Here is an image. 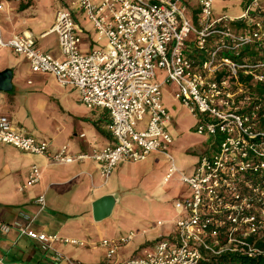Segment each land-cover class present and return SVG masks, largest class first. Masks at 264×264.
I'll use <instances>...</instances> for the list:
<instances>
[{"label": "built area", "instance_id": "obj_1", "mask_svg": "<svg viewBox=\"0 0 264 264\" xmlns=\"http://www.w3.org/2000/svg\"><path fill=\"white\" fill-rule=\"evenodd\" d=\"M212 1L197 0L194 7L191 0H71V9L56 11L49 30L57 34L63 59L40 51L27 33L0 38V47L24 56L33 72L50 73L59 85L76 87L87 108H103L110 115L114 144L76 154L63 146L49 156L52 160H94L106 182L119 161L139 162L158 151L170 162L164 181L178 173V181L189 186L190 194L174 202L179 217L171 219L172 234L118 264H200L223 252L259 251L247 238L264 234V129L259 128L261 104L238 81V73L264 82V63L241 64L232 55L251 42H264V23L249 22V8L236 18H213ZM73 9L85 13L97 40L106 39L104 45L81 53ZM189 11L193 19L185 15ZM236 19H244L246 27L233 29L230 23ZM156 69L165 72L161 82L155 79ZM166 83L176 84L175 96L196 118L195 131L214 137L210 151L201 154L190 174L177 168L167 150L171 120L160 89ZM0 144L49 155L48 142L17 129L4 114ZM39 178V168L32 165L19 190ZM36 202L40 210L45 207L43 195ZM19 227L20 234L51 252L53 264H81L52 247L54 242L83 245L81 240ZM134 237L131 231L101 245L111 258L120 244Z\"/></svg>", "mask_w": 264, "mask_h": 264}, {"label": "crops", "instance_id": "obj_2", "mask_svg": "<svg viewBox=\"0 0 264 264\" xmlns=\"http://www.w3.org/2000/svg\"><path fill=\"white\" fill-rule=\"evenodd\" d=\"M47 2L55 9L47 20L49 26L40 30L45 25L36 20L34 13L39 0H0V38L6 41L17 34L27 33L33 36L40 51L63 59L57 34L49 30L56 11L71 9V0ZM72 11L76 32L82 37L81 53H87L95 47V30L82 10ZM88 22L90 26H87ZM51 35L54 37L50 38ZM47 37L49 39L46 42L39 43L40 39ZM5 68L12 70L13 84L10 91H0V114L8 116L17 129L48 142L49 155L31 154L12 145L0 144V264H53L51 252L43 251L37 240L20 234L19 226L29 225V229L36 232L74 238L65 231L72 224L78 226L84 222H94L91 207L93 200L103 194L116 192L120 194L116 204L119 199H123L120 189L130 186L135 180L137 173L134 166L138 162L119 161L104 182L100 166L94 160L68 164L52 160L49 156L57 153L63 146L67 147L68 153L76 154L114 144L109 129L111 118L108 111L96 106L87 108L81 102L76 87L59 85L50 73L33 72L24 56L14 53L10 48L0 47V71ZM80 104L85 106V110L79 109ZM165 108L168 110L166 106ZM84 121L92 124L87 133L82 127ZM63 133L67 137L73 135L76 138H63ZM32 165L40 170L39 181L20 191L19 187L26 181ZM159 185H166L164 178ZM39 195L45 198V207L42 210L36 202ZM186 196L180 195L174 201ZM159 220L161 219L157 221ZM164 224L165 221L161 225L155 223L151 227H155V233L141 237L136 249L144 252L159 237L171 235L174 231L171 221L169 226L161 228ZM143 230L142 234H145L146 229ZM55 243L53 248H56ZM66 257L84 264L78 252L69 251ZM124 261L98 264H118ZM58 264L67 263L61 261Z\"/></svg>", "mask_w": 264, "mask_h": 264}, {"label": "rangeland", "instance_id": "obj_3", "mask_svg": "<svg viewBox=\"0 0 264 264\" xmlns=\"http://www.w3.org/2000/svg\"><path fill=\"white\" fill-rule=\"evenodd\" d=\"M255 2H257V5H255ZM191 3L194 7L198 5L197 0H191ZM246 8H249L251 11L247 20L249 22L256 20L258 18L256 17L257 12H260V10L264 11V0H213L210 11L213 18L220 16L236 18ZM54 9L49 6L47 0H39V3L36 4L34 10L36 20H40L45 25L40 30L49 26L47 20L50 19ZM192 14V11L185 13L187 17H191ZM87 26H90L89 22ZM51 37L53 38L54 35H51ZM48 39L49 37L40 39L39 43L42 44ZM96 40L94 48L97 49L106 42L105 38H102L100 41ZM164 78L165 72L156 69V81L161 82ZM175 85V83H166L160 88L162 102L168 108L171 120L167 124L169 134L172 136L168 152H170L169 154L173 158L177 168L185 174H190L201 154L210 151L209 146L214 137L199 135L195 131L196 118L175 96ZM79 109L85 110V106L80 104ZM90 125L92 126L90 122L84 121L82 127L85 132L90 128ZM75 127L78 128L76 125ZM62 137H67L66 133H63ZM67 138L76 137L71 135ZM169 166L170 162L166 156L156 151L149 153L146 160L135 163L134 168L137 173L134 176L135 180L129 184L130 186H123L120 189L123 199L118 200L109 217L99 222H84L78 226L72 224L71 226L74 228L70 226L65 231L66 234L69 233L70 236L81 239L85 246L56 242V248L54 249L63 256L68 255L69 251L72 253L78 252L84 264H98L106 261L112 263L115 260L120 262L133 256L142 255L143 251L141 252L136 249L141 237L150 236L155 233V230H153L155 227L153 229L151 227L154 226L158 219L165 221V224L161 228L169 226L171 219H177L179 215L174 207V199L180 195L186 196L190 194L189 186L178 181V173L169 181H166V185H159L167 173ZM115 195L118 198L120 197L118 192ZM143 229H146L145 234H142ZM131 231L134 232L135 237L128 243L120 244L115 254L108 259L107 249L101 245L102 240H117L120 236H126Z\"/></svg>", "mask_w": 264, "mask_h": 264}, {"label": "trees", "instance_id": "obj_4", "mask_svg": "<svg viewBox=\"0 0 264 264\" xmlns=\"http://www.w3.org/2000/svg\"><path fill=\"white\" fill-rule=\"evenodd\" d=\"M253 14V13H252ZM256 20L264 23V11L257 12ZM233 29H241L246 27L244 19H236L230 23ZM194 55V54H193ZM232 58L241 64L255 65L264 63V42H251L238 50L237 55H232ZM238 81L243 83L248 92L260 102L261 108L258 110L259 128L264 129V82L255 80L251 73H238ZM247 241L257 248L259 251L251 255L242 252H223L219 255L209 256L204 258L200 264H264V234L260 236H249Z\"/></svg>", "mask_w": 264, "mask_h": 264}, {"label": "water", "instance_id": "obj_5", "mask_svg": "<svg viewBox=\"0 0 264 264\" xmlns=\"http://www.w3.org/2000/svg\"><path fill=\"white\" fill-rule=\"evenodd\" d=\"M12 70L5 68L0 71V91L8 92L12 89ZM118 197L114 193L103 194L92 201V218L95 222L109 217L117 202Z\"/></svg>", "mask_w": 264, "mask_h": 264}]
</instances>
